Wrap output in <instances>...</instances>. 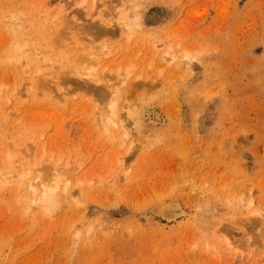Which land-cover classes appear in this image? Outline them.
Masks as SVG:
<instances>
[{"label":"rangeland","instance_id":"rangeland-1","mask_svg":"<svg viewBox=\"0 0 264 264\" xmlns=\"http://www.w3.org/2000/svg\"><path fill=\"white\" fill-rule=\"evenodd\" d=\"M1 86L0 264H264V0H0Z\"/></svg>","mask_w":264,"mask_h":264},{"label":"bare ground","instance_id":"bare-ground-1","mask_svg":"<svg viewBox=\"0 0 264 264\" xmlns=\"http://www.w3.org/2000/svg\"><path fill=\"white\" fill-rule=\"evenodd\" d=\"M127 15H129V14H126V15H122V14H120V19H119V23H121V26H122V29L123 28H127L128 30H130L131 29V27L132 26H134V24L136 25V23H133L134 22V20H135V17L133 16V15H131L130 14V17H131V20H130V17L129 16H127ZM125 16H127L128 17V19L127 20H125L126 18H125ZM66 20H69V19H67V17L65 18ZM132 19H134V20H132ZM137 19V18H136ZM65 20V21H66ZM128 20H130V21H128ZM69 22V21H68ZM136 22V21H135ZM67 23V22H66ZM112 23V22H111ZM68 24H70L71 25V27H72V29H70V26L68 25ZM67 24V28L68 29H65V30H70V31H68V33L69 34H67V35H72L73 33H75V34H77V33H79V34H82V32H81V29H85L84 27V23H82V22H80V21H78L77 19H70V22ZM14 27V28H13ZM12 28H13V30L14 31H18L19 29H21L20 28V25L19 24H15L14 26H13ZM86 30V29H85ZM13 31V32H14ZM81 33H80V32ZM73 32V33H72ZM83 35V34H82ZM20 47V46H19ZM184 58H189V55L187 54L186 56H184ZM84 59V58H83ZM64 75V74H63ZM53 77H54V75H52ZM56 78V77H55ZM54 78V79H55ZM125 81V80H124ZM124 83V82H123ZM106 84V83H105ZM108 84V83H107ZM120 84V83H119ZM109 85V84H108ZM110 86V85H109ZM114 87V86H113ZM0 88H3V86H1ZM105 88V86L103 87V89ZM116 88V87H115ZM119 88V87H118ZM106 89V88H105ZM104 89V91L106 92V90ZM108 90V89H107ZM100 91V90H99ZM113 91V90H112ZM120 91V90H119ZM118 91V92H119ZM0 92H1V89H0ZM105 92H103V93H105ZM97 93H98V91H97ZM99 94V93H98ZM114 94H115V92H109V95H108V93H107V99H111V104H110V109L113 111V112H115L116 110H117V107H118V103H117V101L115 100V99H113V96H114ZM106 95V94H105ZM104 95V96H105ZM117 95H120V93L119 94H117ZM101 97H103V96H101ZM106 97V96H105ZM116 97H118V96H116ZM131 115V114H130ZM43 158H44V155H43ZM45 159V158H44ZM23 165H24V163H22V167H23ZM31 166V165H30ZM39 166V165H38ZM42 166V165H41ZM41 166H39V167H41ZM12 167V166H11ZM21 167V168H22ZM28 167H29V165H28ZM32 168H34V166H32ZM42 168V167H41ZM12 169V168H11ZM22 170H25V172L24 173H22L23 171H21V170H19V171H21V173L22 174H16V176L15 177H19V175H20V179H21V176L22 177H27V176H29L30 175V173H32V170L33 169H31L30 167H29V169H22ZM35 170V172H36V174L38 173L36 170H40L39 168H37V169H34ZM42 170V169H41ZM45 170H47V169H45ZM45 170L43 171L44 173H46L45 172ZM53 170V169H52ZM54 170H55V168H54ZM57 170V169H56ZM43 172H40L39 171V175L37 176L36 175V177L34 178V180L33 181H29L28 182V190H29V192H31L32 193V196L34 197V196H36L37 197V199H32V201H34L33 202V204H31L30 203V208L32 207L33 208V206H34V208H36L35 207V205H36V203L37 204H40L41 206H40V208H44V206L46 207V208H50L51 206H52V204H53V202H54V198H55V196H56V190L60 187V183H61V179H62V176H59V175H54V174H52V175H50V173L48 174V173H46V175L45 174H41V173H43ZM48 172H49V170H48ZM51 173H52V171H50ZM13 173V170H11L10 172H7V173H3V171H0V175H1V177H3V178H6V180H8L9 179V177L10 178H13L14 176L13 175H15V174H12ZM14 173H15V171H14ZM19 173V172H18ZM48 174V175H47ZM37 178V180H35ZM19 179V180H20ZM22 180V179H21ZM68 187L69 186H67L66 187V190L68 189ZM31 195V194H30ZM26 196V195H25ZM24 196V197H25ZM27 197V196H26ZM32 198V197H31ZM170 204V203H169ZM167 204V205H163L162 206V208H161V210H160V212H163V214H162V216L163 215H168L169 217L170 216H174L177 212H179V210H178V208H176V206L174 205V204ZM32 205V206H31ZM176 205H178V203L176 204ZM28 206V208H29V204L27 205ZM180 206V205H179ZM178 206V207H179ZM181 208V207H180ZM37 209V208H36ZM183 210V209H182ZM184 212V211H183ZM183 212H181V213H183ZM180 214V213H179ZM178 214V215H179ZM183 215H184V213H183ZM167 216V217H168ZM176 217H177V214L175 215ZM166 218V217H165ZM173 218H175V217H171L170 219H173ZM261 220V219H260ZM92 232V231H91Z\"/></svg>","mask_w":264,"mask_h":264}]
</instances>
